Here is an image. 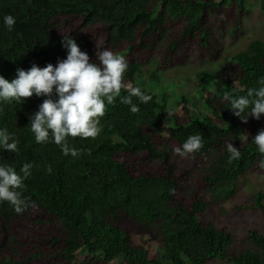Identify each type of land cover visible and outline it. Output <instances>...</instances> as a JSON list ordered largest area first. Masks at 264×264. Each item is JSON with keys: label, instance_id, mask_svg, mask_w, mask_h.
I'll return each mask as SVG.
<instances>
[{"label": "trees", "instance_id": "16d2710c", "mask_svg": "<svg viewBox=\"0 0 264 264\" xmlns=\"http://www.w3.org/2000/svg\"><path fill=\"white\" fill-rule=\"evenodd\" d=\"M249 7L248 0H0V75L6 79L17 68L55 66L66 57L61 41L69 35L91 61L104 49L124 55L125 84L152 95L138 113L117 98L96 139L69 138L85 150L78 157L35 142L30 114L44 97L0 104V128L19 140L17 152L0 151V164L17 171L33 164L23 192L32 206L18 215L0 203V264H111L118 257L121 264H164L133 235L157 241L165 264H264V233L251 229L235 242L206 213L235 196L239 176L264 172L252 142L264 129V114L245 123L223 100L224 92L256 86L264 76V41H250L220 67L222 83L204 99L209 115L191 114L180 97L181 112L169 116L165 97L139 82L152 57L159 61L156 72L194 52L203 57L208 50L213 60L224 36L243 34ZM6 14L16 18L11 31L3 24ZM194 134L202 135L200 152L187 158L173 152ZM229 142L241 152L231 164ZM247 207L264 216V192Z\"/></svg>", "mask_w": 264, "mask_h": 264}, {"label": "clouds", "instance_id": "9594fccd", "mask_svg": "<svg viewBox=\"0 0 264 264\" xmlns=\"http://www.w3.org/2000/svg\"><path fill=\"white\" fill-rule=\"evenodd\" d=\"M3 24L11 31L16 18L6 14ZM61 46L66 50V57L58 59L55 66L48 63L44 67L33 64L27 70L17 68L15 78L11 80L0 75V104L22 103L33 95L44 97L38 110L30 114V130L35 142L53 143L59 146L63 155L78 157L85 150L75 148L69 138L96 139L102 132L101 118L117 98L119 103L129 106L131 113H138L139 104H148L152 95L138 86L125 84L129 64L124 55L104 49L96 52V61H91L69 35L62 38ZM223 100L232 114L243 122L246 123L249 117L260 120L264 114V76L258 78L256 86L224 92ZM171 114V111L167 113ZM252 142L261 156L258 167L264 169V129L257 132ZM18 144L14 133L0 128V151L15 153L19 150ZM203 147L202 135L194 134L182 145L174 147L173 152L187 158ZM226 151L228 164L240 160L241 152L231 142ZM32 169L30 162L24 163L19 171L11 165L0 164V203L7 202L18 215L32 206L30 198L23 195L25 181L32 175ZM51 170L49 166L48 171Z\"/></svg>", "mask_w": 264, "mask_h": 264}, {"label": "rangeland", "instance_id": "374dc122", "mask_svg": "<svg viewBox=\"0 0 264 264\" xmlns=\"http://www.w3.org/2000/svg\"><path fill=\"white\" fill-rule=\"evenodd\" d=\"M248 3L249 14L243 20V34L235 40L230 35L224 36L221 52L212 57L213 60H211L212 52L207 50L203 57L194 52L186 61L171 64L157 72L154 70L158 67L159 61L157 57H152L151 62L142 68L139 82L144 89L153 91L159 98L162 95L165 97L167 113L169 111L180 113L183 104L179 105L177 100L180 96H184L187 98L186 103L191 114L209 115L210 111L204 106L203 100L212 95L222 83L220 67L231 64L233 62L231 56L244 50L250 41L254 39L264 41V9L260 6V0H248ZM155 72L157 78L151 77ZM240 141L242 143L244 141L242 133ZM259 192H264V172L239 176L235 196L218 207L208 208L206 213L216 226L229 232L235 242L243 238L251 229L264 233V216L260 210L247 207L252 197ZM132 241L147 247L150 258L159 259L165 264L162 248L157 241L146 242L145 237L140 238L135 235L132 236ZM111 264H121L120 258H116ZM209 264H226V262L215 259Z\"/></svg>", "mask_w": 264, "mask_h": 264}]
</instances>
